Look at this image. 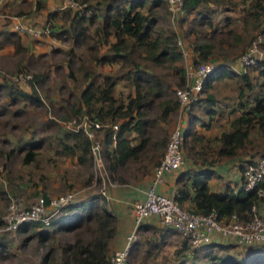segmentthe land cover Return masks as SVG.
<instances>
[{
    "label": "trees",
    "instance_id": "1",
    "mask_svg": "<svg viewBox=\"0 0 264 264\" xmlns=\"http://www.w3.org/2000/svg\"><path fill=\"white\" fill-rule=\"evenodd\" d=\"M79 1L87 3L89 13L75 12L64 30L53 33L56 37L67 35L85 52V60H79L78 69L86 83L79 92L78 103L72 105L70 111L75 117L85 115L101 124L96 129V137L102 143L107 178L122 183L127 181L121 175L123 167L128 173L138 170L135 162L146 158L143 167L147 171L150 164L155 167L162 158L169 132L158 122L172 121L179 110L176 90L186 84L183 53L177 33L163 23L162 9L168 14L165 0ZM236 7L233 0H184L183 11L178 16H181V26L188 24L184 27L185 37L196 54L194 63H214V71L202 87L205 97H200L192 106L199 102L210 119L218 115L220 105L208 90L212 81L224 77L236 79L238 97L227 111L232 117L230 129L213 139L205 138L193 127L183 130L184 159L193 166L179 173L173 198L182 207L184 202H191L192 207L184 208L193 212L215 211L218 218L235 213L245 221L251 206H257L260 201L255 189L246 191L241 185L237 190L228 186L223 191H212L208 184L214 174L212 165L215 161L235 156L238 149L250 142L254 129L260 130L261 137H264V59L245 72L234 71L231 63L237 57L232 60L231 55L242 40L232 27L230 17L224 15L214 19L218 12L235 11ZM238 10L252 18L255 28L261 23L264 7L259 0H251L248 7ZM0 34L3 36L0 48L11 44L15 54L24 56L28 48L23 44V35L13 30H4ZM105 66H113V69L102 71ZM34 75L36 81H42L43 73ZM123 86L126 92L120 89ZM8 88L13 102L23 99L33 105L41 104L35 89L24 91L14 82ZM187 113L192 116V109ZM114 125H117V130L113 129ZM57 139L61 149L75 157L78 164L92 160L90 139L81 129H72ZM39 143L34 142L31 147H38ZM35 156L36 151L28 149L24 161L31 162ZM261 185L264 186V181ZM100 198L101 195H92L86 199L89 202L87 206L79 204L71 215L57 217L55 230L43 227L33 230L29 236L44 242L52 239L57 230L70 231L73 239L61 244L58 264H109V242L115 233L114 217L107 207L100 204ZM35 227V222H25L19 226V231L28 232ZM152 232L156 234L160 230L152 228ZM51 244L42 258L44 262L55 253ZM163 244V239L153 240L146 247V255H156ZM190 244L184 239L182 246L175 250L176 255L189 251V258L184 259L189 264H264V246L232 253L230 250L236 248L232 243L213 242L193 249ZM0 246V252H3L5 246ZM139 247L136 241L130 254L140 251ZM204 249L205 254L201 255L204 261H200L199 254ZM216 249H223L224 253L219 255Z\"/></svg>",
    "mask_w": 264,
    "mask_h": 264
},
{
    "label": "rangeland",
    "instance_id": "2",
    "mask_svg": "<svg viewBox=\"0 0 264 264\" xmlns=\"http://www.w3.org/2000/svg\"><path fill=\"white\" fill-rule=\"evenodd\" d=\"M15 1L0 0V32L12 30L10 26H7L9 20H11L10 17L27 13L28 16L32 13V7L38 10V8L44 6V2H40V0H20L18 3ZM62 1L59 0L52 6V12L48 13L51 16L41 20L42 23L47 20L52 23V32L48 36H44L41 39L25 35L21 36L23 44L28 48L24 56L15 54L11 44H5L0 48V218L5 213L11 197L21 198L24 203L31 204L38 197H43V195L56 196L72 191L75 194V198L73 202L64 207L51 220L48 226L35 222L36 227L30 229L27 233H17L18 227L17 231L12 233L10 237H0V244L5 246V250L0 252V264H58L61 257V244L66 240L72 241V233L70 231L57 230L53 234L52 239L44 242H39L37 238H31L29 234L33 230L43 227H49L51 231L55 230L58 227V224H55L57 217L71 215L76 211L77 205L87 206L89 204L86 200L88 197L101 195L100 189L103 185L99 183L98 170L93 160L85 164H78L75 157L61 149L57 139L64 137V134L70 132L72 126L77 123L81 125L82 118L73 116L70 109L72 105L78 103L79 92L86 83L82 80L78 69L79 60H85V52L73 43L71 38H67V35L56 37L53 34L64 30L68 25L69 18L75 12L73 9L58 10ZM250 1L233 0V3L237 6L235 11L218 12L214 15V19H219L224 15L230 17L231 21H233L232 27L235 28L236 34L242 40V44H238L236 52L231 55L232 60L258 35L261 37L260 50L264 53V12L260 16L261 23L255 28V22L252 18L238 10L240 7H248ZM259 1L264 7V0ZM162 15L164 16L163 23L178 31L182 42L181 31H183V28L179 23L181 16L176 20L177 24L175 25L177 26L174 28L175 25L173 26L171 23L167 10L165 12L162 9ZM187 25L186 22L184 27ZM190 38H193V36H190ZM0 40H3L2 34H0ZM186 41L188 39L185 42L183 40L182 45L184 46L185 44L186 49H189ZM244 46L246 47L243 49ZM71 49L72 52L69 51ZM182 53L184 55L183 66L186 61H192L196 57L195 53L188 56L186 50H183ZM69 60H72L71 64ZM192 64L195 65L194 62ZM109 68L113 69V66H105L101 70L109 71ZM24 72L31 73L33 79L29 83L28 88L19 85L18 88L20 87L24 91L29 92L35 89L41 99V104L39 105H33L30 101H24L23 99L15 102L11 101L8 86L13 83L12 77L15 74ZM36 73H43L42 81L35 80L34 74ZM235 81L236 79L220 78L211 82L212 86L208 92L215 97L217 104L227 109L218 108L221 113L223 112L222 117L219 116V118L211 120L212 126L209 130H200L199 127H202L200 126V120L199 122L196 121L193 128L198 127L197 131L199 133L204 134L208 138H214L220 130L226 128L227 111L235 104V100L238 97V88ZM120 89L123 92L127 91L124 86L120 87ZM200 97H205V93L202 92ZM191 109L195 115L200 116V119L207 121V117L202 113V107L199 102L191 106ZM182 113L184 112L178 110L174 114L176 121L182 117ZM73 120L74 122H72ZM170 120H161L158 124L169 132L174 122ZM251 137L252 142L245 149L248 152L247 156L236 158L234 164L236 170L240 165L239 162L245 161L246 158L252 159L264 153V138H260L257 131L252 133ZM34 142H40L39 146L32 148L31 145ZM28 149L36 151V156L33 161L27 163L24 158ZM251 154L253 155L251 156ZM145 160L146 158L135 162L136 167L138 165L139 169L135 171L129 170L130 173L138 177L143 176L145 174L143 172L146 171L143 167ZM130 173H128L126 167H123L121 171L122 177L132 182L136 176L133 177ZM104 183L106 187L105 179ZM152 236L150 231L140 232L137 241L144 244L146 239ZM183 238L177 235L168 239L161 252L155 253L156 256L154 255L155 257L153 258L146 257L145 245L144 247H139L141 251H132L129 256V262L130 264H189L188 261L183 260V258L187 260L189 257H184L182 251L177 255L175 254V250L180 248V242ZM50 243L54 245L53 250L55 253L48 261L44 262L42 258L49 249ZM190 247L193 249L195 246L190 244ZM204 251L206 250H201L199 254L198 259L200 261H204V258H201V255L205 254ZM215 251L219 255L224 253L223 249H216ZM230 251L235 253L240 250L234 248V250Z\"/></svg>",
    "mask_w": 264,
    "mask_h": 264
},
{
    "label": "built area",
    "instance_id": "3",
    "mask_svg": "<svg viewBox=\"0 0 264 264\" xmlns=\"http://www.w3.org/2000/svg\"><path fill=\"white\" fill-rule=\"evenodd\" d=\"M165 1L170 20L176 21L183 11L184 0ZM86 5L87 3H82L79 0H63L58 10L73 9L77 13L88 14L89 10L86 9ZM11 29L20 35L41 39L52 32V23L50 20L44 23H34L29 19L16 16L11 23ZM260 43L261 37L258 35L231 63V68L236 72H245L248 67L263 60L264 53L260 50ZM185 70L186 84L183 88L176 90V96L179 102V111L187 113L192 104L200 98L207 77L214 71V63L211 61H201L195 65L191 63ZM32 79L33 75L27 72L18 73L12 77L14 83L27 88ZM81 118V125L77 123L72 126V129H81L90 139L92 160L98 170L99 181L103 185L100 192L105 195L104 179L106 185L116 182L107 178L102 157V143L96 137V129L101 124L85 115ZM113 129L117 130V125H114ZM182 138L181 124L176 123L169 131L162 158L154 167L152 181L145 190L144 200L134 204V226L126 234L122 247L110 253L109 264H130V251L137 241L139 225L144 218L153 214L158 217L162 227L175 230L196 247L213 243L215 241L213 240L214 233L219 234L240 251H250L264 246V213L258 210L256 204L251 206L250 215L245 221L239 219L235 213L218 218L215 211L193 212L180 206L172 196L157 192L156 185L162 181L163 174L178 169L184 162ZM240 170L242 188L246 191L255 189L257 197L264 200V186L261 185L264 181V154L254 161L243 163ZM74 198L75 194L72 191L56 196H47V198L40 196L31 204L24 203L18 197L9 198L5 213L0 218V237H10L25 222H40L48 226L65 206L73 202Z\"/></svg>",
    "mask_w": 264,
    "mask_h": 264
},
{
    "label": "crops",
    "instance_id": "4",
    "mask_svg": "<svg viewBox=\"0 0 264 264\" xmlns=\"http://www.w3.org/2000/svg\"><path fill=\"white\" fill-rule=\"evenodd\" d=\"M58 1L59 0H40V2H44V6H42L41 8H38V10L34 9L32 7L31 8V12H32L31 15L27 16V14H28L27 13V14H20L18 16H21L22 18H25V19H29L34 23H42V21H41L42 19L46 18L47 16H51L48 13L52 12V6L55 3H57ZM15 2L18 3V2H20V0H16ZM52 14H54V13H52ZM15 17L16 16L10 17L11 20H9V22L7 24V26H10V28H11V23ZM171 23L173 24V26L175 24H177L176 21H172V20H171ZM176 26L177 25H175L174 28H176ZM182 28H183V31H181V35H182L183 40L185 42V40H187V38L185 37L184 26H182ZM175 32L177 33L178 43H179V46L181 48V51L186 50L188 53V56H191L192 53H194V52H193L192 48L190 47L189 42L186 41L188 46H189V49H186V47H185L186 45L184 43H183L184 46L182 45L183 40L181 42L179 32L176 30H175ZM192 62H194V61L193 60L192 61H190V60L186 61L184 64L185 69L187 67H189ZM224 78H226V77H224ZM220 108H224V110L227 109L221 105H220ZM202 113L207 117V121L200 119V116L195 115L193 113V111H192V116H189L188 113H186V112L182 113L183 114L182 117L179 118L177 121L174 118L175 116L173 115L172 120L174 122L172 123L171 128L176 123H180L182 129L184 130L186 127L195 126L196 121L199 122V120H200V126H202V127H199L200 130L206 131V130H209L212 126L211 120H214V118H217V117L219 118V116L222 117V114H223V112L221 113L219 111L218 115H215L212 119H210V118H208V115H206L204 113L203 110H202ZM231 118H232L231 116L226 114V120H225L226 121V128H223L222 130H220L219 133L217 135H215V137L218 136L222 131L230 129ZM197 128H196V130H197ZM256 131H257V134L261 138L260 130L258 131L257 129H254L250 134L251 140L248 144H250L252 142V137H251L252 133H255ZM202 135H204V134H202ZM204 137L208 138L205 135H204ZM262 138H264V137H262ZM210 139H213V138H210ZM248 144H246V146L244 148L238 149V153L235 156L221 157L219 160L215 161V163L212 165V168L214 169V174L208 180L210 190H212V191H223L228 186L237 190V188L241 187V183H242V177H241V172H240L241 171L240 170L241 164L249 162V161H254L260 155L264 154V153H262V154L258 155L257 157H254L252 159L246 158L245 161L243 160V161L239 162L240 165H239V167H237V170H236V166H234V164L236 162V158H240L241 156H244V155L247 156L246 154L248 152L245 149H246ZM252 155L253 154H251V156ZM189 166H193V165L190 163V161H188L185 158L184 162L182 163V165L178 169L164 173L162 181L156 185L157 192L173 197L175 194L176 188H177V179H178L179 173ZM153 170H154V167L150 164L148 167V170L145 172V174L143 176H139V177L137 176L135 178V180H132V182L126 181V182H122V183L108 184L105 187V195H102L100 192V194H101L100 204L107 207L111 211V213L114 217L115 233L109 242V250L111 252L122 247V245L124 244V241H125L126 234H128L132 230V228L134 226V213H133L134 212V209H133L134 204L138 201L144 200L145 190L149 187V185L151 184V181H152ZM183 206L184 207H192V204H191V202H184ZM257 208L261 213H264V200L258 201ZM152 228H154L156 231L160 230V232H157L156 234H154L152 232ZM149 231L152 232L153 236L148 237L144 244H142V242L138 241L139 245L141 247H144V245L146 247H148L149 243H151L153 240H156V239H157V241L158 240L160 241L161 239H163L164 244L162 245V247H164L167 244L168 239H170L174 236H177V235L181 236L179 233H177L175 230H173L171 228L162 227L159 223L158 217L155 214L144 218V220L139 225L138 233L149 232ZM18 232L19 233H27V232H20L19 229H18L17 233ZM184 239L185 238H183L182 241L180 242V247H181ZM213 240H215L214 243H223V244L228 243V241H226L224 238H222L217 233L213 234ZM160 252H161V250H160ZM145 253H146V251H145ZM182 255H184V257L185 256L189 257L190 252L189 251H183ZM155 256H154V254L152 256L146 255V257H151V258H153ZM183 260H184V258H183Z\"/></svg>",
    "mask_w": 264,
    "mask_h": 264
}]
</instances>
